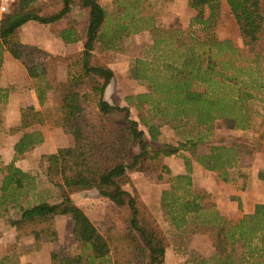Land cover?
<instances>
[{
	"label": "trees",
	"instance_id": "1",
	"mask_svg": "<svg viewBox=\"0 0 264 264\" xmlns=\"http://www.w3.org/2000/svg\"><path fill=\"white\" fill-rule=\"evenodd\" d=\"M62 1L59 12L46 15L38 0H20L0 19V73L6 51L24 66H33L40 105L55 90V125L74 138L73 146L43 155V177L25 171L17 159L44 141L40 130L28 129L43 125L46 118L42 110L22 112L21 124L10 129L11 134L23 131L14 159L8 164L0 160V218L21 236H32L39 248L58 235L54 217L70 215L76 251H53L51 264H163L170 241L130 176L133 170L152 172L158 183L169 185L162 191L161 206L174 228L185 231L197 224L214 247L211 258L195 253L184 264H264V203L231 221L211 193L193 180V159L227 182L255 159L257 146L214 138L217 119L240 130L253 129L260 119L264 138V0H188L196 12L190 27H201L202 36L159 25L151 0H113L111 10L100 0H78L88 9V19L56 32L64 43L83 46L82 58L67 65L65 81L57 77L61 56L48 54L47 62L40 63L37 55L45 52L18 37L29 21L49 24L67 15L74 0ZM222 1L238 25L241 46L214 32ZM144 31L151 33L152 43L133 60L129 75L149 90L128 95L127 106L114 105L105 98L115 75L107 55ZM9 93L0 86V105L8 102ZM131 107L140 112L139 120L132 117ZM116 113L123 114L121 119ZM164 125L175 131L177 144L162 140ZM172 155L184 159L185 173L173 174L165 161ZM259 177L264 179L263 172ZM89 190L115 204L106 216V233L72 197ZM123 206L129 216L120 213ZM16 261L10 254L0 255V264Z\"/></svg>",
	"mask_w": 264,
	"mask_h": 264
},
{
	"label": "rangeland",
	"instance_id": "2",
	"mask_svg": "<svg viewBox=\"0 0 264 264\" xmlns=\"http://www.w3.org/2000/svg\"><path fill=\"white\" fill-rule=\"evenodd\" d=\"M151 2L153 5V12L159 25L168 27H182L187 31L192 30L194 33L202 36L201 27H190V21L196 14V12H194L192 9L188 7L185 8V5L184 8L182 6L181 8L177 6L179 2H175L173 0H151ZM37 5L41 8L43 14L49 15L59 12L63 7V1L38 0ZM104 6L111 10L113 3L112 1H106ZM208 14L209 10H207L206 16ZM86 16L87 13H85L83 8L79 5V2L74 0L71 11L61 19L62 21L60 25H74L77 22L84 21ZM39 26L40 27L37 28H31L29 32L34 37H39L40 39H47V37L53 35V32H57L59 29H61L59 28V24L48 25L40 23ZM214 32L221 39L230 38L236 45H242L238 25L225 1H222L221 3L219 16L214 27ZM21 39L22 38L20 36L19 40L21 41ZM151 43V33L144 31L139 34H134L124 40L122 42L120 51H111L108 53L106 59L108 62L115 63L116 65L120 64L123 67H119L117 69L119 70L118 78L114 80V83L116 81V87L114 88L113 84L110 88L108 99L112 104L117 105L118 103L123 102L124 105H118L127 106L128 103L126 101V97L128 95L134 94L133 92L143 88L149 90L148 85L139 83L138 81L130 78L129 68L133 60L136 57L142 56ZM71 49L72 55L62 56V59L58 64V66H62L64 74H67V65L69 63L78 61L83 56L82 43L72 46ZM95 56H99L98 53ZM48 58L49 56L47 53L37 55V61L40 63H46ZM33 75V66H24L21 63V65L17 67L10 68L9 72L5 74V78L2 81V83L5 84V87L1 86L0 73V86L9 89V95L14 93L16 94L17 98H19V96L28 93L30 89H34L32 81ZM7 103L0 105V149L2 145L3 147H6L9 142V137L14 135L10 132L11 127L14 126H8L6 121ZM51 108H55V104L54 107ZM50 112L53 116L55 109H50ZM122 115L123 114L121 113H116L114 117L121 119ZM131 115L134 119H140V112L135 107H131ZM54 127L55 126H52L51 129H54ZM140 127L145 129L142 124ZM262 130L263 128L260 126V119H257V123L255 124L254 128L249 130L230 129L226 126L224 119H217L215 122L214 138L225 136V142L227 144L240 141L257 146L258 149L254 155V160L257 159L254 163L255 170H260L259 174L260 172H263L264 174V138L261 137ZM162 132V140L177 144L179 137L176 135L171 126L164 125ZM133 152L138 153L139 149H135ZM187 153L188 152L186 151L184 152V154ZM175 156L184 161L180 155ZM1 159L2 156L0 154V160ZM45 167L46 163L43 158H41L38 168L31 172L38 173L43 177ZM249 175V170L247 168H244L241 171L233 172L232 176H237V179L243 180L241 186L238 187V189L247 188L244 185L247 184L246 179L249 177L245 176ZM130 176L134 186L137 188L142 199L147 204L152 214L160 223L162 229L165 231L170 241V246L167 248L165 261L163 264H184V262L195 253L206 258H211L214 255V247L212 242L207 234L202 233L199 225L192 223L185 231L177 230L164 214L161 206V196L163 190L162 185L169 186L167 183H158L156 181V174L152 172H140L133 170L130 171ZM259 179L264 181L263 178L259 177ZM202 180H207L211 186L215 187L216 190L219 191L220 196H229V198L234 196L231 193L233 191V183H227V181L222 180L219 178L217 173L205 169L203 174L196 176V185L200 186L197 183ZM157 185H159V187H157ZM124 188L130 192L133 191V187L131 185H125ZM140 188L143 193L141 192ZM210 193L213 200V193ZM72 197L74 201L90 216L99 230L103 233H106L108 226L106 216L110 214L115 204L108 198L103 197L98 190L79 192L74 194ZM231 201L234 202V208L231 211V216H228V218L231 221H236L242 218L244 215L242 217H237V215H235L242 214V207L238 200L232 199ZM227 202L228 200L222 201L220 202V205L223 206ZM120 209L121 214L129 216L130 211L127 206H123ZM115 217L118 218V216ZM54 222L58 230L57 237L50 239L48 242L42 243L39 248H36L35 240L32 236H21L15 228L6 222L5 218H0V255L10 254L15 260H17L16 263H19L23 256H32V259H28L26 264H51L50 257L53 251L65 250L67 252H75L76 243L74 240V223L72 218L70 216H55Z\"/></svg>",
	"mask_w": 264,
	"mask_h": 264
},
{
	"label": "crops",
	"instance_id": "3",
	"mask_svg": "<svg viewBox=\"0 0 264 264\" xmlns=\"http://www.w3.org/2000/svg\"><path fill=\"white\" fill-rule=\"evenodd\" d=\"M106 1H112L113 3V0H100V3L104 6ZM173 1L175 2L178 1L179 3L177 4V6L179 7L182 6L184 8V5H185V8L187 7L190 8L188 5V0H173ZM83 10L85 11V13H87V16L85 18L86 20L89 17V11L88 9H85V8H83ZM61 21L62 20L60 19L56 22L49 23L48 25H52V24L58 25L59 24V28L61 29L69 27L64 24L60 25ZM39 24L40 22L38 21H29L26 24H24L19 29V32H18V37L21 36L22 38L21 41L25 43H31V44L37 45L45 53L59 55L61 56V58L62 56H65V55H72V49H71L72 46L78 45L79 43L66 44L59 37H57L56 32H53L52 33L53 35L47 37V39L45 38L40 39L39 37H34L29 32V30L31 28L40 27ZM19 65H21V62L13 58L11 54L7 51L4 55V63L2 66V71H1V86L5 87V84H3L2 81L5 78V74L9 72L10 68L17 67ZM109 66L115 72V76L112 79L113 82L111 81V83L108 85L106 92H105V98L110 102V100L108 99V96H109L111 86L114 84V88L116 87V81L114 83V80L118 78L119 70L117 69L119 67L121 68L123 67L120 64L116 65L115 63H112V62H109ZM58 79L61 81H65L67 79V74H64V71L61 65L58 66ZM147 91L148 90L143 88L133 93L138 94V93H144ZM54 104H55V108H51V107H54ZM118 104L124 105L123 102H120ZM28 109L42 110L46 118V121L43 125L37 124L28 129V130H40L44 135L43 143H41L40 145H37L32 150L27 151L26 153L21 155L16 161V165L22 168L23 170L33 171L38 168L40 160L43 157V155L55 153L61 147L73 146L74 138L72 135L66 134L63 128L56 127L55 125V119L57 117V111H58V94L55 90H49L47 92V99L45 100L42 106L39 103L37 94L34 89H30L28 93L22 96H19V98H17L16 94L11 93L9 95L8 103H7V119H6L7 125L10 127L19 126L21 124L22 112ZM50 109L52 110L55 109V113L53 116L51 115ZM52 126H55L54 129H51ZM22 135H23V131H20V132L15 133L14 135H11L9 137V142L7 146L6 147H3V145L1 146V149H0V154L2 156L1 160L5 164H8L13 161L14 156H15L14 145L19 141ZM186 155L191 156L189 153H187ZM256 160L253 161V164L250 167H246L249 170V174H250L249 176H245V177H249L248 179H246L247 184L244 185L245 187H247L246 189H238V187L241 186L243 180L237 179V176H232L233 180L228 181V182L233 183L232 184L233 191L231 193L234 196H232V198L231 197L229 198V196L227 197L220 196L219 191L216 190L215 187L211 186V184L207 180H202L197 183L198 185H200V187H203L207 189L209 192L213 193V200L216 202L217 208L227 217L231 216L232 214L231 211L234 208V204H233L234 202L231 201L232 199L238 200L239 204H241V207H242V211H241L242 214L240 215L235 214L237 215V217H242L245 214L253 213L255 209V205L257 203H264V181L259 179L260 170H257V171L255 170L254 163L256 162ZM165 161L167 165L170 167L173 174H182L186 172L184 161L177 158L175 155L167 156L165 158ZM203 171H205V168L202 165H200L195 159H193L194 183L196 180V176L199 174H203ZM157 187H159V185H157ZM168 187L169 186L167 185H162L163 190L167 189ZM141 192L143 193L142 190ZM221 200L222 201L228 200V202L222 206L220 205V202H222ZM65 216H70V215H65ZM28 259L31 260L32 256H29V257L23 256V258H21L19 263H14V264H26V261H28Z\"/></svg>",
	"mask_w": 264,
	"mask_h": 264
},
{
	"label": "built area",
	"instance_id": "4",
	"mask_svg": "<svg viewBox=\"0 0 264 264\" xmlns=\"http://www.w3.org/2000/svg\"><path fill=\"white\" fill-rule=\"evenodd\" d=\"M19 1L20 0H0V19L7 13L16 9L19 5Z\"/></svg>",
	"mask_w": 264,
	"mask_h": 264
}]
</instances>
